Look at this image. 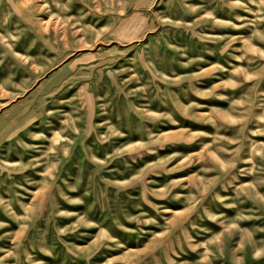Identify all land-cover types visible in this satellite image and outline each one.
<instances>
[{
    "label": "rangeland",
    "instance_id": "374dc122",
    "mask_svg": "<svg viewBox=\"0 0 264 264\" xmlns=\"http://www.w3.org/2000/svg\"><path fill=\"white\" fill-rule=\"evenodd\" d=\"M0 264H264V0H0Z\"/></svg>",
    "mask_w": 264,
    "mask_h": 264
}]
</instances>
